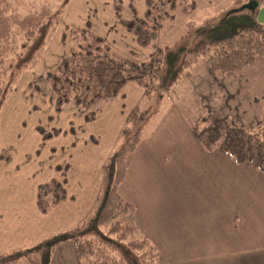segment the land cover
<instances>
[{"label":"crops","instance_id":"obj_1","mask_svg":"<svg viewBox=\"0 0 264 264\" xmlns=\"http://www.w3.org/2000/svg\"><path fill=\"white\" fill-rule=\"evenodd\" d=\"M226 1L221 11L231 7L232 0ZM145 2L68 0L60 21L63 26L88 24L129 55L122 47L128 46L123 38L131 40V32L120 19L144 17ZM198 5L196 0V9ZM259 10L264 12V4ZM260 20L264 23V16ZM134 50L130 55L139 56L137 61L150 53ZM155 95L162 99L159 103L167 96L166 107L141 133L117 186L122 200L134 206L137 230L157 248L155 264H264V171L236 163L220 150H206L193 132L213 110L235 125L262 124L264 58L223 73L199 58L161 96L145 94V88L131 80L118 95L98 99L88 109L70 101L57 112L65 113L67 122L62 129L68 131L61 137L44 139L36 124L26 125L21 114L15 128H22L25 138L19 144L7 140L0 147H15L10 160L0 159V253L68 230L89 214L103 180L102 165L116 146L126 116L134 108H149V98ZM88 111L93 117L86 120ZM55 178L64 181L67 198L41 213L37 185ZM55 249L50 264H81L73 241Z\"/></svg>","mask_w":264,"mask_h":264},{"label":"trees","instance_id":"obj_2","mask_svg":"<svg viewBox=\"0 0 264 264\" xmlns=\"http://www.w3.org/2000/svg\"><path fill=\"white\" fill-rule=\"evenodd\" d=\"M2 1V0H1ZM0 1V2H1ZM62 0L58 8L28 26L18 37H10V46L0 51V110L16 83L18 75L33 68L47 45L50 29L60 19ZM180 10L192 15L196 0H182ZM235 6L225 10L220 19L210 15L196 22L186 20V30L172 44L158 45L159 20L174 17L176 0H146L144 17L134 15L120 19L126 30L132 32L139 45L151 46L152 52L142 61H135L115 48L89 25L66 26L62 36L69 42L67 54L58 66L47 73L50 88L55 93L54 111L61 112L65 103L73 101L85 109L98 99H107L120 93L126 82L134 81L145 88V94H166L177 78L191 64L204 58L217 72L234 71L264 58V23L258 13L264 0H232ZM151 107L134 108L116 141L115 148L103 163L100 191L89 214L68 230L50 234L34 244L0 253V264H50L55 248L62 242L73 241L81 264H155L157 248L139 233L134 222V206L122 200L117 186L128 168V155L141 139V128ZM93 114L88 111L85 119ZM263 123V122H262ZM37 131L43 138L60 132ZM72 130L70 129V132ZM196 139L206 150H220L236 163H248L264 171V130L262 125L246 127L235 125L216 110L208 112L202 123L193 129ZM121 146V147H119ZM13 147L2 149L0 159L10 160ZM58 168V166L56 167ZM36 204L41 213L67 198L64 182L51 179L37 185ZM134 232H138L134 236Z\"/></svg>","mask_w":264,"mask_h":264},{"label":"rangeland","instance_id":"obj_3","mask_svg":"<svg viewBox=\"0 0 264 264\" xmlns=\"http://www.w3.org/2000/svg\"><path fill=\"white\" fill-rule=\"evenodd\" d=\"M61 2L62 0H2L0 2V51H2L4 47L10 46V37H18L28 26L35 24L41 19L46 20L48 14L51 11H54V9H57L59 3ZM176 2L177 5L174 10V17L170 18L167 16H163V18L159 20L160 27L158 29V38L155 40V42L160 46H164V44H172L175 39L180 37V35L183 34L186 30V20L190 18H192L196 22L202 20L205 17H209L210 15H214L217 17V19H220L225 12V9L224 11H221L220 9L227 1L198 0L199 5L197 6V9H194L192 12H190L192 13V15H190L189 13H183L180 10V7L183 5L182 0H176ZM65 5L63 6L61 14L65 9ZM232 6H235L233 2L231 3V7ZM83 11V9H79V13ZM261 16H264V12L259 10V20ZM65 27L66 26H63L61 24L60 20L51 27L50 32L47 36L48 43L45 46L44 50L41 51L39 56L40 59L37 65H35V67L33 68H27L22 71L18 75L16 83L12 86L11 92L7 96L6 102L0 110V147L5 142H7V140H9L8 142H10L11 144H19V142H21V140L25 138L23 129L18 127L17 132L15 128L16 120L21 114H23V121L24 123H26V125L30 126V123H35L36 128L40 126L44 131L49 133H53L54 129H59L60 132H58L57 134H53L54 137L52 136V138L61 137L63 136L64 132L68 131V129L63 130L64 127H67L65 113L57 114V112L54 111L55 93L53 89L50 88L49 80L47 77V73L50 72V70L55 69H51V67L55 63H57L58 57L66 55L70 47L69 42L62 37L67 32ZM132 34L133 33L131 32V34L129 35L131 40L128 38H123L126 39L129 44L127 47L123 46L122 49L126 50V52L129 53V55L126 56H128L129 58L131 57L132 59L137 61L136 58L138 59L139 56H133L135 54L134 49L138 50L140 53H151L152 48L151 46L139 45L136 38ZM4 50L2 52H4ZM131 51L132 53L134 52L133 55H130ZM170 88L168 89V91L170 90ZM155 94H157V92ZM149 99L151 101L149 102L151 110L146 116V125L145 123L142 125H145V127L141 128V133L145 132L148 128V122L156 119V116L159 114L161 109H164L166 107L168 100L167 96H165L164 101L159 103V101L162 99L156 97V95L151 96ZM261 125L262 129L264 130V123H262ZM91 140H94V138L91 137ZM95 141L96 139L94 140V142ZM11 147L13 146L11 145ZM42 147V149H45L44 144ZM8 148V146L3 147L0 149V151L2 149ZM13 148L14 153L15 147ZM133 234L134 236H137L139 233L134 232ZM17 264L27 263L25 260H20Z\"/></svg>","mask_w":264,"mask_h":264}]
</instances>
